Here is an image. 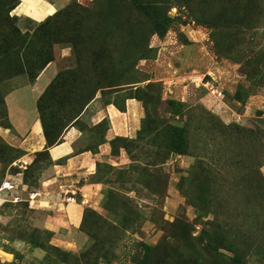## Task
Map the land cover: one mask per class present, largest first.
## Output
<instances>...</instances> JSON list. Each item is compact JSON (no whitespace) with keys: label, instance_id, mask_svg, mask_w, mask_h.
<instances>
[{"label":"rangeland","instance_id":"374dc122","mask_svg":"<svg viewBox=\"0 0 264 264\" xmlns=\"http://www.w3.org/2000/svg\"><path fill=\"white\" fill-rule=\"evenodd\" d=\"M46 1L32 29L16 13L21 0H0V264H141V242L156 248L149 264L216 258L198 244L264 264V0ZM164 14L166 29L152 33ZM46 61L56 70L49 128L66 94L146 106L140 132L114 143L127 158L98 161L78 183L93 187L75 188L82 218L65 227H48L54 213L32 194L48 153L27 159L5 134V95ZM79 126L91 137L106 123ZM173 126L185 127V153L170 148L181 137Z\"/></svg>","mask_w":264,"mask_h":264},{"label":"crops","instance_id":"0c3cea01","mask_svg":"<svg viewBox=\"0 0 264 264\" xmlns=\"http://www.w3.org/2000/svg\"><path fill=\"white\" fill-rule=\"evenodd\" d=\"M43 1L47 2L21 0L16 13L26 28H35L48 16L49 12H44L47 5ZM49 4L55 10V6ZM55 71L52 62L43 69L33 83L7 92L5 102L10 127L5 130V134L10 143L26 152L27 159L32 158L35 152L48 153L52 163L43 172L40 188L32 191V194L34 201L54 213L45 221L47 226L65 227L76 225L81 221L82 204L74 199V195L77 189L93 187L86 183V179L96 171L97 162H116L118 158L124 161L127 158L123 148L119 149L118 156L113 154L110 141L116 136L135 137L141 128L145 107L141 100L129 97L125 100V109L121 110L114 103L102 102L101 94H97L79 116L82 123L91 127L102 120H107L105 140L96 146V150L93 151L88 147L94 137H90L77 123L64 130L60 142L48 145L39 117L37 101L55 76ZM27 100H29L28 106ZM82 180L86 182L79 185Z\"/></svg>","mask_w":264,"mask_h":264},{"label":"trees","instance_id":"16d2710c","mask_svg":"<svg viewBox=\"0 0 264 264\" xmlns=\"http://www.w3.org/2000/svg\"><path fill=\"white\" fill-rule=\"evenodd\" d=\"M137 5H139V4H137ZM138 7L142 8V5H139ZM159 7H160L159 4H147V6H146L147 9H150V10L156 12V13H158ZM169 20H170V16H168L167 14L161 15L160 17L158 16L157 19L155 20V23H154L156 28L153 26V29H155V30L152 33L158 32V31H160V29H166L167 23H168ZM47 62L48 61L42 63L40 68L41 69L44 68V66L47 64ZM53 86L54 85L52 83H49L48 86L42 92V94L40 95V97H39V99L37 101L39 117H40V120H41V124H42V127H43L44 135H45V138H46V141H47L48 145H52V144L60 142L61 141V135H62V133L64 132V130L68 126H70L72 124H76V123L79 124V121H81L79 119V116L81 115V113L83 112V110L87 106V104L94 98V94H95V93L94 94L93 93H88L87 98L84 99V100H78L77 101L76 100L77 98H75L73 103L67 97V94L64 96V98L57 99L55 101V104L57 105V103H58L59 104L58 108L65 110V112L62 113V112H58V110H54L53 111V115H52L53 124H52L51 128H49V119L46 118L45 109L47 108L48 100L50 99V96H52V88H53ZM106 86H110V85H106ZM129 97H133V98H136L138 100H141L143 102V105H144L145 110H146V106H145L144 101L141 98L137 97V96H126L122 103H116V102H113V101H108L106 103H114L119 109L123 110V109H125V100L127 98H129ZM78 103H82V104H80L81 106L79 108H77ZM73 114H75V115L70 119V121L68 123H66L65 128L62 131H60L59 134H57L56 136H52V134L55 133V129L57 128V126L60 123H62L63 120L68 119ZM101 123H106V127H105V129L102 132L101 131L100 132L94 131L95 133L91 132V133H93L92 137H94V138H93V140H91L89 142L88 147H89V149L90 148L93 149V151L96 150V146L99 143H101L102 141L105 140L104 133H105L107 127H108V122H107V120H102L100 123H98L95 126L91 127V128H95L98 125H100ZM141 128L139 129L138 133L140 132ZM173 129L176 130V131H181V137L179 139H177V140H175L173 138L171 140L170 148H171L172 151H179L181 153H185V150L187 148V146H185V137L183 135L184 132H185V127L184 126L183 127L182 126H173ZM178 134L180 135V132ZM121 139H132V138L125 137V136H116L115 138H113L110 141L111 144H112L113 154H115L116 152L119 153L118 150L115 152L114 143L117 140H121ZM183 222L185 223V221H182V223ZM141 246H142V249H143V254H142V257L140 259V262H141V264H149V262H148L149 253L152 252V251H155L156 248L154 246H151V245L145 243V242H141ZM194 246L195 245L192 243L189 246V248L187 249L186 252L184 251V247H183L181 249V253L184 254V255L190 254V251L193 249ZM198 247H199L198 248L199 251H206L209 254H212L214 257H216V258L211 257L210 260L207 262V264H241V257L234 250H231V251H234V253H233L234 255L233 256H227L225 254H222V255L219 254V251H218L219 247H222V246H218V245L217 246H212L211 244H208V246L206 245V247H205L202 244L201 245L198 244ZM261 252L264 253V249ZM194 262H195V260H194ZM196 262H197V264H199V259H197ZM181 263L184 264L185 261L183 262V260H181ZM202 263H204V262H202Z\"/></svg>","mask_w":264,"mask_h":264},{"label":"bare ground","instance_id":"6f19581e","mask_svg":"<svg viewBox=\"0 0 264 264\" xmlns=\"http://www.w3.org/2000/svg\"><path fill=\"white\" fill-rule=\"evenodd\" d=\"M6 188L8 187V186H5Z\"/></svg>","mask_w":264,"mask_h":264}]
</instances>
